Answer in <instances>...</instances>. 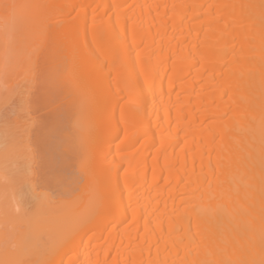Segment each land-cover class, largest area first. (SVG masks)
Wrapping results in <instances>:
<instances>
[{
    "label": "bare ground",
    "instance_id": "obj_1",
    "mask_svg": "<svg viewBox=\"0 0 264 264\" xmlns=\"http://www.w3.org/2000/svg\"><path fill=\"white\" fill-rule=\"evenodd\" d=\"M0 45L86 162L16 200L0 148V264H264V0H0Z\"/></svg>",
    "mask_w": 264,
    "mask_h": 264
},
{
    "label": "rangeland",
    "instance_id": "obj_2",
    "mask_svg": "<svg viewBox=\"0 0 264 264\" xmlns=\"http://www.w3.org/2000/svg\"><path fill=\"white\" fill-rule=\"evenodd\" d=\"M10 37H15L16 40L19 38L18 33L12 34ZM27 62H21V68H18L24 70L27 65V71H30V74L33 75L30 80L24 79V77L30 78V74L20 75V71L22 73L26 71H17L18 69L15 70L12 66V70L9 69L11 73H8L10 75L6 74L4 69L11 65L8 59L4 62L5 68L3 65L0 66L6 74L4 77L6 81L2 80L3 85L0 84V129L4 131L3 134L5 135L4 146L0 148L6 150V183L9 191L13 194L12 197L16 200H19L17 191L22 184L23 177L32 175L38 185H41V174L47 170L55 169L57 172L66 170L67 174L70 172L77 173L79 168L84 167L86 164L83 161L82 154L77 153L78 147L81 145L84 147V144H82L80 130L75 134L76 128L73 127V124L76 117L73 113L65 111L63 108L65 107L63 104L64 97L62 98L61 93L60 98L63 100L59 98L60 92L58 90L55 92L52 91L54 89L49 90L50 92L42 90L46 93L43 92V95L41 90H39L41 92H35L37 89L33 91L36 68H34L35 64L31 63V66ZM23 64L26 65L23 67L21 66ZM36 64L39 66L40 63L36 62ZM28 66H31V68L34 66V73ZM0 78L2 79V77ZM7 79L8 81L11 79L9 81L10 85ZM30 84H33V86L31 85L32 89ZM76 92L72 93L73 98H77ZM77 135L79 136L78 139L76 138ZM79 142L81 145H79ZM47 191L53 193L52 199L55 203V210L52 214L45 216V219L61 212V202H57L59 197L54 196L55 193L52 188ZM14 210L17 211L16 205ZM38 219H36L37 224L46 223V221H42V219L38 221ZM42 238L45 240V236H42ZM6 241L8 245L5 251L16 250L17 247L13 242V238L8 234L6 235ZM37 261V259L34 261L33 258L24 262V264H40Z\"/></svg>",
    "mask_w": 264,
    "mask_h": 264
}]
</instances>
